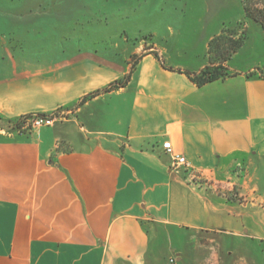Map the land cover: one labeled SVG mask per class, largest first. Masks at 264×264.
I'll use <instances>...</instances> for the list:
<instances>
[{
  "label": "crops",
  "instance_id": "1",
  "mask_svg": "<svg viewBox=\"0 0 264 264\" xmlns=\"http://www.w3.org/2000/svg\"><path fill=\"white\" fill-rule=\"evenodd\" d=\"M219 30L194 65L155 43L129 70L53 58L0 81V120L63 115L0 126V264H251L249 241L264 240V61L233 64L239 48L230 75L195 85L187 72L208 64ZM172 154L187 164L172 168Z\"/></svg>",
  "mask_w": 264,
  "mask_h": 264
},
{
  "label": "rangeland",
  "instance_id": "2",
  "mask_svg": "<svg viewBox=\"0 0 264 264\" xmlns=\"http://www.w3.org/2000/svg\"><path fill=\"white\" fill-rule=\"evenodd\" d=\"M249 5L264 18V0ZM217 29L210 39L244 37L233 64L264 61V32L244 14L242 0H0V81L53 58L89 56L129 70L155 43L171 59L194 65ZM205 55L208 60L207 48ZM15 121L0 120V126L24 130ZM249 242L248 261L264 264V240Z\"/></svg>",
  "mask_w": 264,
  "mask_h": 264
},
{
  "label": "trees",
  "instance_id": "3",
  "mask_svg": "<svg viewBox=\"0 0 264 264\" xmlns=\"http://www.w3.org/2000/svg\"><path fill=\"white\" fill-rule=\"evenodd\" d=\"M242 3L244 14L247 17L258 22L264 32V18H262L260 14H256L254 9L252 10L249 5V0H242ZM220 39V35L215 36L211 38L207 44L208 64L201 68L198 72L193 73L192 75L187 72L190 79L195 83V85L202 86L208 82L217 80L219 78H224L230 75L224 63L230 58L233 53H235L242 46V41L244 37H226L222 41L218 42V40ZM127 79L128 75L125 76L122 80H116L115 82L111 83L107 88H105V91L124 86ZM97 93L98 91L92 92L87 96L83 97L81 101H84V99L90 96H94ZM30 116L31 115H25L16 119L15 125L20 126V124L24 122V119L29 118Z\"/></svg>",
  "mask_w": 264,
  "mask_h": 264
},
{
  "label": "built area",
  "instance_id": "4",
  "mask_svg": "<svg viewBox=\"0 0 264 264\" xmlns=\"http://www.w3.org/2000/svg\"><path fill=\"white\" fill-rule=\"evenodd\" d=\"M55 116L53 114L50 115H32L29 118L24 119L26 125L30 126L31 128H37L42 125H49L55 120ZM163 148L166 152L172 153V148L170 142L166 141L163 143ZM186 159L184 156L179 154H172V161L171 166L174 169H178L181 166L186 165ZM168 264H176L174 257L169 258Z\"/></svg>",
  "mask_w": 264,
  "mask_h": 264
}]
</instances>
